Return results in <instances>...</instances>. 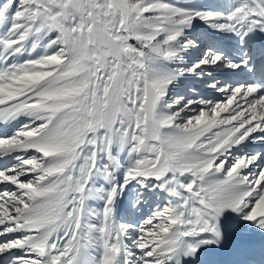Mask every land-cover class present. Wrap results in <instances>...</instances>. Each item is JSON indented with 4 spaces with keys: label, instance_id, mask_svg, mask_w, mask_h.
Listing matches in <instances>:
<instances>
[{
    "label": "snow or ice",
    "instance_id": "obj_1",
    "mask_svg": "<svg viewBox=\"0 0 264 264\" xmlns=\"http://www.w3.org/2000/svg\"><path fill=\"white\" fill-rule=\"evenodd\" d=\"M0 264H264V0H0Z\"/></svg>",
    "mask_w": 264,
    "mask_h": 264
}]
</instances>
